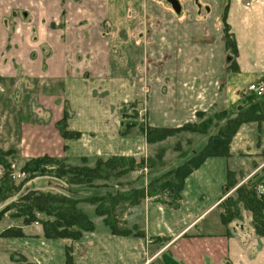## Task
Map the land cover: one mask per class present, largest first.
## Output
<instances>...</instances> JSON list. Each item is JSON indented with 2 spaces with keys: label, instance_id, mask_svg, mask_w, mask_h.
<instances>
[{
  "label": "crops",
  "instance_id": "crops-1",
  "mask_svg": "<svg viewBox=\"0 0 264 264\" xmlns=\"http://www.w3.org/2000/svg\"><path fill=\"white\" fill-rule=\"evenodd\" d=\"M224 24L235 51L227 47ZM259 80L264 0H0V83L25 89L21 105L12 103L18 95L0 94V115L10 116L0 121V143L13 139V110L42 127L30 133L23 126L28 119L21 121L19 142L42 148L23 156L49 153L88 166L126 156L139 173L147 170L137 181L146 194L117 218L125 233L111 232L88 200L78 205L92 214L94 228L75 240L45 237L34 222L2 223L7 210L0 216V253L10 264L15 253L38 264H66L67 250L72 264H264V235L251 221L224 224L220 217L222 200L238 185L264 180V119L241 122L227 153L205 157L180 185L173 173L188 151L205 144L221 113L249 95L247 83ZM143 112L140 124L136 113ZM209 118L205 132L146 137L148 126ZM61 128L77 134L65 136ZM176 136L179 147L172 146ZM65 182L52 179L80 199L103 190ZM14 224L21 235L1 234Z\"/></svg>",
  "mask_w": 264,
  "mask_h": 264
},
{
  "label": "trees",
  "instance_id": "trees-1",
  "mask_svg": "<svg viewBox=\"0 0 264 264\" xmlns=\"http://www.w3.org/2000/svg\"><path fill=\"white\" fill-rule=\"evenodd\" d=\"M225 9L226 6L223 8V14H225ZM224 35L227 47L235 51L234 39L226 24H224ZM257 97L253 93H249L244 100L239 101L236 105L221 113L220 120H222L218 123V126L222 125V122H224V125L220 127L216 126L215 131L209 134L205 144L200 149L193 151L184 163L177 165L173 169V173L179 179L178 185H180V181H182L186 174L198 166L205 157L226 154L229 139L241 122L264 119V100H260ZM210 120V118L204 119L200 124L185 123L179 127L172 128L148 126L146 137L148 140L155 141L181 129L205 132L210 124V122L208 123ZM61 132L65 136L77 134L68 130H62ZM8 152L9 150L0 151L3 154ZM0 163L5 165L4 167H7L5 161L0 160ZM133 164L137 166L133 158L126 156H112L107 159L98 158L94 166H88L86 164L71 165L57 157L39 155L29 158L24 163L23 168L31 174L28 179L36 176L51 175L55 178L65 179L70 184H88L89 186H94V184H91L92 180L96 178L107 180L108 177L113 175L112 169L119 167L121 172H123L134 168L132 167ZM119 172L120 170L115 174ZM5 175L6 172H4ZM258 180L259 178L255 180L249 179L241 183L234 189L232 194L227 195L222 200L220 217L224 224L229 223L233 219H241L238 208H242L250 213L251 224L255 233L264 235V195L258 194L255 191V185ZM22 185L15 191H20L17 197L19 205L14 214L9 213V216L14 217V219H20L21 217V223L24 225L35 221L38 222L45 237L72 240L78 239L83 232L93 230L94 228L91 215L78 205L80 200H88L95 204L93 209L94 214L103 216V222L111 232L125 233L126 230L120 228L117 224L116 208L124 200H127L128 205L135 204L146 194L144 187L141 186L140 188L132 189L131 193L114 195L108 190L111 187L103 185L105 189L100 194L80 199L64 192L37 189L22 190ZM232 185L233 183L227 180L225 187L229 188ZM11 189L10 180L5 178V183L0 187V195L10 192ZM233 194L236 195L235 198H233ZM10 195L11 193L0 198V205L2 206L0 208V216L7 210L11 212V209H15L16 205L12 201L6 202ZM41 214L44 217H40ZM1 234L17 236L22 234V230L18 226H10L5 228ZM11 261L12 264H38L28 261L24 255L19 253L12 255ZM66 264H72V255L69 250L66 252Z\"/></svg>",
  "mask_w": 264,
  "mask_h": 264
},
{
  "label": "rangeland",
  "instance_id": "rangeland-1",
  "mask_svg": "<svg viewBox=\"0 0 264 264\" xmlns=\"http://www.w3.org/2000/svg\"><path fill=\"white\" fill-rule=\"evenodd\" d=\"M247 81L248 80L246 79V82ZM246 82H244V83H246ZM15 85H17V86H15ZM15 85L14 84L9 85V84H5V83H0V94L7 93V95L8 94L9 95H12V94L18 95L17 100H13L14 98L12 96L13 99L11 98L10 102H12V100H13L12 103L21 105L23 100L19 99V95L25 94L24 93L25 89L23 88V84H21V83H18ZM248 94H249V92H248ZM257 98L260 100H262V99L264 100V94L258 96ZM131 113H132L131 115H133L134 112L132 111ZM136 114L140 119L139 123L143 124L144 118H145L144 112H143V114L142 113L141 114L136 113ZM9 117L10 116L7 114L6 115L2 114V115H0V121L1 120L8 121ZM32 118L33 117H23V115L15 114V112H13V110H12L11 121L13 124L11 125V127L13 129L8 134V136L12 137L13 139L9 138L10 139L9 143H0V151L9 150L8 153H5V154L0 153V160H3L7 163V167H4L5 165L0 163V187L5 183V178H8L10 180V186L12 187L10 192H6V193L1 194L0 198H3L6 195H9V193H11V195L8 197L6 202L12 201V203H14L16 205L15 209L14 208L11 209V212L9 210V213H13V214L16 211L17 206L19 205L17 197H18L20 191H17V192H15V191L17 190V188L21 184H23L22 190H24V189H27V190L37 189V190H43V191L68 193L67 191L60 190L57 187L52 185V179H55V178L51 175L36 176L34 178L28 179L31 174H30V172H28V170L26 171L23 168L24 167L23 165L29 158L36 157V156L28 157V156H23L22 154H29L31 152H37V151L42 150V148H40L37 145V143H20L19 142V129L21 127V121L28 119L27 123H29V124H24L23 126L25 128H27L28 130H31L30 133H34L36 127H40V126L38 125L39 123L36 125L35 120L31 121ZM221 120H215L216 121L215 125L218 126L219 125L218 123ZM15 122H17V123L15 124ZM24 122H26V121H24ZM209 122L212 124L211 120L208 121V123ZM30 123H33V124H30ZM208 123H207V125H208ZM222 123H223L222 125H224V122H222ZM222 125H220V126H222ZM220 126H218V127H220ZM43 127L46 129V128H49L50 126L44 125ZM40 128H42V127H40ZM62 130L63 129L61 128V131ZM177 137L178 136H176L175 143L174 142L172 143V146L175 145L176 147H179L181 145L179 138H177ZM38 144H40V143H38ZM58 144H59L60 148L57 149V151H58L59 155L63 156L65 154V152L63 151V149L65 150L64 143H58ZM26 152H28V153H26ZM47 152H50V151H47ZM37 153L39 154V152H37ZM187 153L190 155L192 154V152L189 153V151ZM40 155H50V154L49 153H43ZM50 156H53V155H50ZM53 157H57V158H60L63 160V158L58 157V156H53ZM63 161L65 163H67L65 160H63ZM83 163H84V161H83ZM95 163H96V160L94 161L93 166L95 165ZM78 165H81V164H78ZM132 167H134V168H131L130 170H126L123 172H121V169L119 167L112 169L113 175L111 174L112 176L108 177L107 180H104V178H96V179L92 180L91 184H94V185H97V184L101 185L102 184V186L107 185V187H111L108 190H110L114 195L131 193L130 191L132 189H136L137 187H139V188L141 187V186H139V184H137V181H139L138 179L142 176V174L144 175V173L147 172V170H145V171H142L141 173H139L138 168L140 166L137 168L136 165L133 164ZM118 170H120V172L118 174H115ZM130 171H132V172H130ZM4 172H6L5 176H4ZM119 174H123V177L121 178V180H119L120 179ZM3 176H4V178H3ZM25 180H26V182H25ZM47 180H49L51 182L49 184L45 183ZM31 181H33L32 182L33 184H31ZM71 185H74V184H71ZM83 185L87 186L88 184H83ZM104 189H105V186H103V190ZM148 191H149V189H147V193H149ZM68 194H70V193H68ZM235 197H236V195L233 194V198H235ZM126 201L127 200L122 201L123 203H120L119 206L116 208L115 215L117 218H118V216L119 217L121 216L122 210L128 205V203ZM223 203H224V201H223ZM238 209H239L241 219L247 217L248 221H251L250 213L248 211H246L242 208H238ZM40 217H44V216H42V214H41ZM12 218H14V217H10L8 214V217H4L2 219V223L6 220L15 223V221H13L14 219H12ZM20 219H21V217H20ZM16 220H18V219H16ZM233 220H236V219H233ZM36 223H38V222L35 221L34 224H36ZM97 224L100 225V223H97ZM15 225L16 224H14V226ZM0 264H10L9 258L5 254H3L2 252L0 253Z\"/></svg>",
  "mask_w": 264,
  "mask_h": 264
},
{
  "label": "built area",
  "instance_id": "built-area-1",
  "mask_svg": "<svg viewBox=\"0 0 264 264\" xmlns=\"http://www.w3.org/2000/svg\"><path fill=\"white\" fill-rule=\"evenodd\" d=\"M246 90L249 93H253L256 96H260L264 94V81H251L246 85ZM255 191L258 194L264 195V180L258 182L255 185Z\"/></svg>",
  "mask_w": 264,
  "mask_h": 264
}]
</instances>
